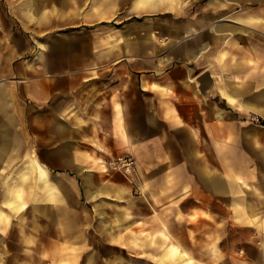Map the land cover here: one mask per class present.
I'll use <instances>...</instances> for the list:
<instances>
[{
  "label": "crops",
  "instance_id": "obj_1",
  "mask_svg": "<svg viewBox=\"0 0 264 264\" xmlns=\"http://www.w3.org/2000/svg\"><path fill=\"white\" fill-rule=\"evenodd\" d=\"M0 25V264H264V0H0ZM193 219L200 258L162 224Z\"/></svg>",
  "mask_w": 264,
  "mask_h": 264
},
{
  "label": "rangeland",
  "instance_id": "obj_2",
  "mask_svg": "<svg viewBox=\"0 0 264 264\" xmlns=\"http://www.w3.org/2000/svg\"><path fill=\"white\" fill-rule=\"evenodd\" d=\"M15 31H18L17 27H15ZM5 29L3 27V25H0V49H3L5 48V46H1L4 42V33H5ZM23 33H25L24 29H23ZM7 49V48H5ZM147 223L144 224V226H146L147 228L149 226L152 225V223L149 224V221H146ZM208 222L210 224H215L216 221L214 220H211V221H206L205 224H203V222L201 220H198V219H193V220H189L188 222H186L185 220H177V221H167V223H162L163 224V228L164 226L165 227H169L171 226L172 228H176L178 230V236H177V239H178V242L179 243H182L183 245H189L191 244L193 246V252L191 253L192 256H195V257H198L200 258L201 256H203V253L204 251L202 250V236H201V231H202V228L205 226L206 229L209 228L208 226ZM140 225V224H139ZM114 227H123L125 229H127L128 231H130L131 234H134L135 232L134 229L137 228L138 226V223H136L135 220H129V223H119V222H116L115 220V223L113 225ZM190 229L193 231V235H186V229ZM132 230V231H131ZM189 233H192V232H189ZM147 234V232H146ZM115 237H112L111 239H114ZM138 239H146L147 241H149L150 243H154V240H155V237L153 235H146V236H141V237H138L136 235H132L130 236V242H131V245H134L136 248H137V241ZM169 239V236L168 235H162L161 236V241L162 243L165 242V240H168ZM209 238L208 236H205V241L208 242ZM215 241H212L211 244H213ZM180 250V249H179ZM134 255L136 256L137 255V252H133V254L131 255L132 257H134ZM189 257L190 255L188 253H185V256L184 257Z\"/></svg>",
  "mask_w": 264,
  "mask_h": 264
},
{
  "label": "built area",
  "instance_id": "obj_3",
  "mask_svg": "<svg viewBox=\"0 0 264 264\" xmlns=\"http://www.w3.org/2000/svg\"><path fill=\"white\" fill-rule=\"evenodd\" d=\"M111 170H121L127 174L135 168V159L132 155H121L111 159L108 162Z\"/></svg>",
  "mask_w": 264,
  "mask_h": 264
}]
</instances>
